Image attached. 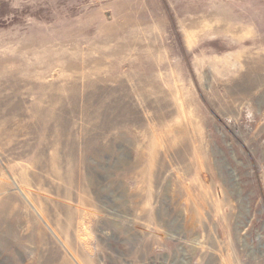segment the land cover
<instances>
[{
    "label": "rangeland",
    "instance_id": "374dc122",
    "mask_svg": "<svg viewBox=\"0 0 264 264\" xmlns=\"http://www.w3.org/2000/svg\"><path fill=\"white\" fill-rule=\"evenodd\" d=\"M0 264H264V0H0Z\"/></svg>",
    "mask_w": 264,
    "mask_h": 264
}]
</instances>
